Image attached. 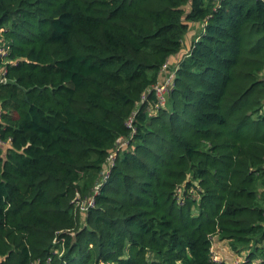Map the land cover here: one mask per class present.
<instances>
[{
	"label": "trees",
	"instance_id": "trees-1",
	"mask_svg": "<svg viewBox=\"0 0 264 264\" xmlns=\"http://www.w3.org/2000/svg\"><path fill=\"white\" fill-rule=\"evenodd\" d=\"M0 42V264H264V1L0 0Z\"/></svg>",
	"mask_w": 264,
	"mask_h": 264
},
{
	"label": "built area",
	"instance_id": "built-area-1",
	"mask_svg": "<svg viewBox=\"0 0 264 264\" xmlns=\"http://www.w3.org/2000/svg\"><path fill=\"white\" fill-rule=\"evenodd\" d=\"M213 3H220L222 0H212ZM10 54V46L9 44H3L0 42V61L2 65V70L0 73V83L5 84L7 82L6 75H7V65L10 64V60L8 58ZM14 63L12 62V65ZM179 65H175L174 67H170L168 63H165L162 68H161V77H162V82L154 84L150 89L147 90L146 93L142 95V101L148 100L150 95H153L155 98V103L151 106L148 107L149 114H155L159 109L163 108L166 106L167 101H168V96L170 92L173 89L174 82H175V77L176 73L178 71ZM264 81V79H263ZM150 101V99H149ZM2 119V109L0 106V121ZM128 127H132V119L127 122ZM10 141H0V146L6 147L9 145ZM128 142V141H127ZM126 142V143H127ZM120 149V148H119ZM119 149H116L115 153L111 154V161L113 163V160L116 156V153L119 151ZM111 163V165H112ZM103 180L105 181L108 178L109 171H105L103 173ZM100 187H96L95 191L90 195L89 198H87L86 201H82L81 203L78 204L80 212H86L87 209L92 208L95 206V195L99 193ZM54 248L52 249L51 253L52 255L58 256V258L62 257V255L65 252V247H64V241L61 239L55 238L53 241ZM58 245V246H57ZM58 247L56 249L55 247ZM210 256H211V261L214 262L215 264H219L222 262L220 254L216 250V244H213L210 250ZM53 258L52 256H49L44 262H41L39 260L32 262L31 264H52ZM235 264H240L236 261Z\"/></svg>",
	"mask_w": 264,
	"mask_h": 264
},
{
	"label": "crops",
	"instance_id": "crops-1",
	"mask_svg": "<svg viewBox=\"0 0 264 264\" xmlns=\"http://www.w3.org/2000/svg\"><path fill=\"white\" fill-rule=\"evenodd\" d=\"M201 28L202 25H193V30L191 31V33L185 38L184 40V49H183V53L178 54L176 60H178L177 62L180 63L181 60H184L186 58V54L188 53V48L191 44V42L193 40H196L199 37V34L201 33ZM220 248V249H219ZM225 249L226 251L228 250V248L224 245V244H216V250L218 253H221V250ZM222 258V256H221Z\"/></svg>",
	"mask_w": 264,
	"mask_h": 264
},
{
	"label": "rangeland",
	"instance_id": "rangeland-1",
	"mask_svg": "<svg viewBox=\"0 0 264 264\" xmlns=\"http://www.w3.org/2000/svg\"><path fill=\"white\" fill-rule=\"evenodd\" d=\"M199 197V196H198ZM199 199V198H198ZM220 249V248H219ZM220 256H222V261L225 262V264H235L236 261L238 263H240L242 260V258L234 255L231 251L229 250H225V249H222L221 250V253H219ZM241 259V260H240Z\"/></svg>",
	"mask_w": 264,
	"mask_h": 264
},
{
	"label": "water",
	"instance_id": "water-1",
	"mask_svg": "<svg viewBox=\"0 0 264 264\" xmlns=\"http://www.w3.org/2000/svg\"><path fill=\"white\" fill-rule=\"evenodd\" d=\"M262 1H264V0H262ZM7 84H9V85H16V83L14 81H7ZM23 92L26 95L29 92V90H23Z\"/></svg>",
	"mask_w": 264,
	"mask_h": 264
}]
</instances>
